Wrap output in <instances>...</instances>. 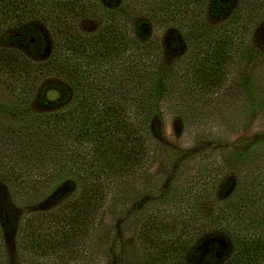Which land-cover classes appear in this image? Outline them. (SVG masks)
<instances>
[{
  "label": "rangeland",
  "instance_id": "374dc122",
  "mask_svg": "<svg viewBox=\"0 0 264 264\" xmlns=\"http://www.w3.org/2000/svg\"><path fill=\"white\" fill-rule=\"evenodd\" d=\"M49 1L66 4L70 0ZM160 1L102 0L76 24L89 36L104 30L114 16L117 22L127 21L138 30L139 45L148 38L160 44L155 65L169 90L159 99L157 139H152L146 165L130 174H112L111 193L102 208L91 203L89 223L72 227L64 216L79 191L64 193L59 184L66 174L81 181L85 177L50 169L61 162L96 163L91 144L83 141L80 156L65 155L61 150L57 159L48 156L39 161L37 154L54 142L64 148V128L52 130L49 136L32 134L29 140L35 145L36 157L18 154L12 160L20 176L42 178L46 183L37 191L27 192L16 185V175L0 179V190L5 191L13 212L12 223L2 237L1 264H175V256H163L162 245H157L162 240L184 243L182 264H198L207 245L220 242L224 253L216 264H222L233 253L230 239L218 229L223 217L229 220L222 224L264 234V209H259L263 197L244 202L264 185V0L245 1L247 8L259 5L258 11L246 17V28L234 29L225 56L220 58L223 66L209 81L204 79L203 70L215 55L214 38L223 30L229 33L228 18L239 0H228L222 17H212L203 10L198 16L194 14V20L170 13L160 19L154 12V7H164ZM170 8L180 12L179 7ZM24 27L41 33L44 44L40 49L32 50L7 36L3 42L18 47L35 61L49 58L53 46L46 27L39 20ZM254 48L257 52L251 51ZM141 50L135 57L126 53L121 65L102 70L98 79L105 85L121 83L123 90L128 89L121 100L131 115L143 120L148 113L143 88L147 67ZM136 67L138 72L134 73ZM82 74L90 84L94 76L87 62ZM45 81L67 87L69 100L43 106L36 97L28 106H20L15 92L0 82V105L5 106H0V121L21 122L32 113L64 109L75 100L74 85L64 76L51 73ZM133 85H138L136 98L129 93ZM52 97L56 100L61 93H52ZM251 147L253 151L245 158L235 154Z\"/></svg>",
  "mask_w": 264,
  "mask_h": 264
},
{
  "label": "trees",
  "instance_id": "16d2710c",
  "mask_svg": "<svg viewBox=\"0 0 264 264\" xmlns=\"http://www.w3.org/2000/svg\"><path fill=\"white\" fill-rule=\"evenodd\" d=\"M245 1L239 0L229 16V33L223 30L217 38H214L215 55L208 69L203 70L206 81L217 77L216 72L223 66V60L221 61L220 58L225 56L234 29L238 27L244 29V26L246 28L248 24L246 17L255 15L258 11L259 5L256 6L254 3L247 8ZM98 2L92 1L91 4L88 0L85 2L70 0L64 4L49 0H0V82L5 84L7 89L14 91L20 106L25 107L36 97L43 106L66 103L69 100L70 90L67 87L48 81L43 82L51 73L70 80L76 92L75 100L64 109L55 110L56 112L32 113L21 122L0 121V179L12 178L16 175V185L27 192L37 191L46 183L42 178L20 176L22 173L17 172V163L12 160L18 154L29 159L36 157L33 149L35 145L29 140L34 133L49 136L52 130L63 131L64 128V148H61L63 144L60 142H54L47 146L42 154H37L39 161L46 160L48 156L57 159L56 157L62 153L61 150H64L65 155L70 152L69 155L80 156L83 153L80 145L83 141H88L96 163L81 165L61 162L50 169L52 172L64 169L69 173H82L85 177L81 181L66 174L59 184L60 191L64 193L79 191L76 201L69 206L67 215L64 216L69 226L79 228L89 223L91 203L99 210L102 208L108 194L111 193L109 178L112 174H130L146 165L152 139H157L155 120L158 117L156 115L159 110V99L169 90L162 72L155 65L160 57V44L155 38H148L139 45L135 34L138 30L136 31L133 26L130 27L127 21L117 22L114 16L110 17L105 29L98 33L88 36L77 29V20L91 12ZM174 2L170 4V0H161L160 3L164 7H154L157 17L161 19L164 14L170 13L171 16L182 14L194 20V14L198 16L204 12L203 10H207L212 17H222L229 5L228 0H175ZM172 5L179 7L180 12L171 9ZM41 9H45V12H41ZM32 20H39L52 39V55L41 61H35L18 47L3 42L7 36L11 41H19L32 50L40 49L44 44L41 33L24 27ZM216 33L214 31V34ZM140 47L147 67V83L143 84V88L147 91L148 113L143 120L131 115L121 100L128 89L123 90L121 83L105 85L98 79L102 70L108 71L114 65H121L126 53L135 57ZM251 51L257 52L255 48ZM217 54L220 57H217ZM85 62L88 63V68L94 76L90 84L85 83L82 74ZM137 72L136 67L134 73ZM55 92L61 93V97L56 100L52 97V93ZM137 92L138 85H133L129 89L132 97L136 98ZM16 138L19 140L17 141ZM19 141L23 144L22 147ZM39 141L42 143L41 139ZM252 151L253 147L235 154L245 158ZM260 197H263V200L259 203V209L263 210L264 185L259 193L255 192L250 197H246L244 202L249 204L251 201H259ZM12 220V205L5 191L0 190V259L3 233L11 225ZM223 220L228 221L229 218L223 217L218 229L230 239L233 253L222 264H264L262 231L246 233L245 229L239 226L222 224ZM217 221L219 220L216 219ZM160 244L163 256L174 255L175 264H182L183 256L180 253L183 251L184 243L162 240L157 245ZM223 253L222 243L213 241L203 250L197 263L216 264ZM147 264L154 262L149 261Z\"/></svg>",
  "mask_w": 264,
  "mask_h": 264
}]
</instances>
